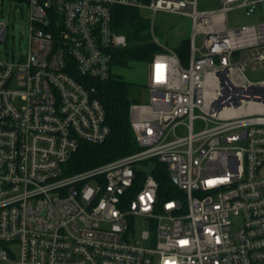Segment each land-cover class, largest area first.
I'll return each instance as SVG.
<instances>
[{
    "label": "built area",
    "instance_id": "2783aa9c",
    "mask_svg": "<svg viewBox=\"0 0 264 264\" xmlns=\"http://www.w3.org/2000/svg\"><path fill=\"white\" fill-rule=\"evenodd\" d=\"M218 2L28 0L26 48L0 49V260L13 245L16 264H264V80L247 77L264 69V0ZM117 6L191 18L188 66L156 54L150 101L131 106L139 150L67 174L82 143L111 133L89 83L128 45ZM235 10L256 21L230 27Z\"/></svg>",
    "mask_w": 264,
    "mask_h": 264
},
{
    "label": "trees",
    "instance_id": "16d2710c",
    "mask_svg": "<svg viewBox=\"0 0 264 264\" xmlns=\"http://www.w3.org/2000/svg\"><path fill=\"white\" fill-rule=\"evenodd\" d=\"M24 2L28 0H14ZM149 20L140 15L139 10L130 7L117 6L114 11V29L127 37L128 45L112 51L113 73L105 81L91 80L105 111L107 123L111 128L108 139L103 144L82 143L80 149L69 160L66 172L74 174L87 170L118 158L127 156L139 150V145L131 125V106L139 104L132 96L133 83L125 81L114 72L117 68H128L135 62L150 64L154 56L163 52L151 34ZM189 38H185L175 48L178 57L189 51ZM165 170L164 165H160ZM160 193L171 190L168 177L158 176Z\"/></svg>",
    "mask_w": 264,
    "mask_h": 264
},
{
    "label": "rangeland",
    "instance_id": "374dc122",
    "mask_svg": "<svg viewBox=\"0 0 264 264\" xmlns=\"http://www.w3.org/2000/svg\"><path fill=\"white\" fill-rule=\"evenodd\" d=\"M220 4L218 0H199L200 10L216 9ZM145 10H139L140 15L144 16ZM150 18L147 19L151 25V34L154 41L164 48L163 52H175V48L180 45V42L189 38L192 27V20L189 17L174 15L167 12H158L154 14H147ZM10 16L11 22L8 30V38L6 42H0V49L3 54L12 57L14 52L20 53L24 51L28 44V35H23L18 29V22L20 20H29L28 1L22 3L14 0H0V18ZM145 17V16H144ZM256 21L255 16H247L244 10H235L229 16L230 27H240ZM29 26L27 25V31ZM197 45L201 47L202 39L197 38ZM190 51L179 56L182 64L188 66ZM149 65L145 62H135L130 64L128 68H115L114 72L120 75L125 81L133 83L132 96L135 97L139 103L148 104L150 101V93L148 91V83L150 81ZM247 77L252 81L264 80V69L258 71H248ZM264 174V168H263ZM186 204L187 199L184 194L178 197ZM150 229L148 220L138 219L136 222L137 238L141 236L144 230ZM12 248L13 253L9 255L10 261L5 262L0 260V264H16L18 261V248L13 245H4Z\"/></svg>",
    "mask_w": 264,
    "mask_h": 264
},
{
    "label": "water",
    "instance_id": "95a60500",
    "mask_svg": "<svg viewBox=\"0 0 264 264\" xmlns=\"http://www.w3.org/2000/svg\"><path fill=\"white\" fill-rule=\"evenodd\" d=\"M19 29H20V31H21L22 33L25 32V30H24V22H20Z\"/></svg>",
    "mask_w": 264,
    "mask_h": 264
}]
</instances>
